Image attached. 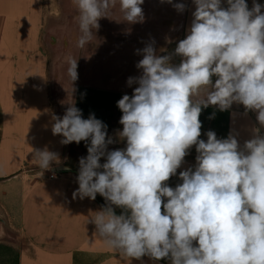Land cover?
I'll use <instances>...</instances> for the list:
<instances>
[{
	"label": "clouds",
	"instance_id": "obj_1",
	"mask_svg": "<svg viewBox=\"0 0 264 264\" xmlns=\"http://www.w3.org/2000/svg\"><path fill=\"white\" fill-rule=\"evenodd\" d=\"M193 2L189 33L174 52L183 58L179 65L170 63L172 54L156 55L154 41L137 50L142 73L127 83L138 86L117 102L125 149L107 151L113 143L106 139L107 125L94 114L84 119L74 103L62 118L53 115L52 132L62 135V144L90 139L73 196L105 198L107 206L88 222L126 261L148 256L170 258L171 264H264V136L254 135L243 150L231 134L218 139L209 130L206 142L199 139V116L209 105L225 111L242 104L246 112H257L264 126V5L254 0L250 10L246 0H227L225 9L221 0ZM71 3L80 49L95 39L99 20L112 18L117 7L124 21L144 20V0ZM173 6L179 12L186 7ZM67 74L71 82L78 78L75 58L69 59ZM193 145L195 170L181 171L182 184L167 186ZM33 159L49 169L57 156L45 148L33 150ZM115 208L122 210L119 215Z\"/></svg>",
	"mask_w": 264,
	"mask_h": 264
},
{
	"label": "crops",
	"instance_id": "obj_2",
	"mask_svg": "<svg viewBox=\"0 0 264 264\" xmlns=\"http://www.w3.org/2000/svg\"><path fill=\"white\" fill-rule=\"evenodd\" d=\"M253 2L246 0L250 10ZM180 3L186 6L183 12L174 8V1L144 0L142 23L122 20L118 7L112 18H101L100 29L94 30L97 37L85 45L81 54L78 78L73 82L68 79V85L74 83L80 91H88L90 99L91 96L100 100L121 99L124 94L109 92L103 87L109 80L126 88L137 87L136 83L131 86L127 83L129 77H138L142 73L136 65L143 55L137 50L153 41L156 55L172 54L170 63L179 65L183 58L174 54L175 48L188 35L196 9L193 0H181ZM255 3L264 5V0H255ZM37 4L35 0H0V183L11 182L20 167L16 156L21 154L20 147H16L19 142L25 143L26 139V145L28 143L31 149L42 133L34 128L44 113L45 87L44 57L36 41L38 24L34 6ZM221 7H228L227 0H221ZM261 12L264 13V8ZM56 22H59L57 18L52 19L49 28ZM92 43L99 51L92 53ZM68 61L64 68H68ZM216 79L212 77L213 83ZM58 84L59 80L47 83L52 92ZM204 109L211 110L209 128L217 138L226 139L231 134L241 150L254 135L264 136V126L259 124L257 112H246L242 104L233 103L225 111L214 105ZM30 114L34 122L31 121L29 126ZM208 130H201V134ZM61 167L65 166L51 169ZM60 172L52 180L42 179L34 183L18 202L17 210L11 212L20 236L18 264H171L170 258L154 260L148 256L126 261L118 252L107 248L97 235L95 225L88 222L104 207L99 201L101 195L97 194L95 200L74 197L73 193L79 187V172ZM12 196V193H4V198ZM5 210L10 216L6 203Z\"/></svg>",
	"mask_w": 264,
	"mask_h": 264
},
{
	"label": "rangeland",
	"instance_id": "obj_3",
	"mask_svg": "<svg viewBox=\"0 0 264 264\" xmlns=\"http://www.w3.org/2000/svg\"><path fill=\"white\" fill-rule=\"evenodd\" d=\"M38 4L34 6L37 10V38L38 47L41 54L44 57V70L43 80L45 82L43 92V104L44 113L37 123H35V129L39 130V137L33 144V148H28V143L19 142L21 154H17V159L20 161V167L17 173L12 177V181L0 183V264H16L15 261L18 258L19 261V239L16 222L13 221L12 211L17 210V204L25 195L27 190L37 181L42 179L52 180L57 176L59 172H52L51 168L63 165L67 167L69 172L74 173L75 170L79 172V160L81 157H87V148L90 146V139L88 141H81L80 143L71 142L69 144H62V135H54L52 132V125L54 123L52 117L55 114L58 117H63L67 107L71 104L81 110L82 117L84 119L89 118L90 114H94L95 118L101 120L107 125V136L111 137L113 143L107 145V151H113L117 149H125L127 145L126 139H121L118 135L123 130V125L120 124V118L122 116L121 110L117 107L115 97L108 99H95L94 96L88 98V91H80L79 86L74 83L68 85L67 80L70 79L67 74L66 62L70 58H75L77 61V73L78 64L83 54V49L77 47L76 38L79 35V29L77 23L73 17L76 15L71 0H35ZM175 3H180L181 0H172ZM69 4V5H68ZM57 18L59 22L54 24V27L49 28L52 24V19ZM100 29V28H99ZM94 36H96L93 30ZM105 38V37H104ZM73 43L70 45V43ZM49 44L50 46H47ZM92 53L95 50L99 51V48L92 43ZM54 63V64H53ZM65 64V65H64ZM54 77V78H53ZM59 80V86H54V91H51V87L47 83H56ZM109 80V83L103 87L106 91H113L116 94L132 95L134 89L126 88L117 85ZM71 82V80H70ZM73 82V81H72ZM114 83V84H112ZM59 90V92H58ZM59 93V95H58ZM114 100V101H113ZM203 109V108H202ZM29 113H31L29 111ZM28 119V125L31 123V116ZM211 110L204 109L201 111L199 120L202 123L201 130L205 131L209 128V120L211 119ZM38 119V117H35ZM210 118V119H209ZM34 122V121H32ZM118 123V124H117ZM31 129L29 128V131ZM33 130V128H32ZM208 130V131H209ZM28 134H25L26 138ZM199 139L207 141V135L201 134ZM38 144V146L36 145ZM47 149L49 152L56 154L57 159L51 163L49 169H41L36 165V161L33 159V150ZM196 146L193 145L185 156L181 166L177 169L175 175L170 178L177 181H182L179 173L189 168L195 170L197 165ZM106 162V157H101L100 163ZM102 171V169H100ZM77 172V173H78ZM61 173V172H60ZM76 173V172H75ZM50 175H53L50 178ZM56 175V176H55ZM166 183V182H165ZM167 186L173 189L177 184L166 183ZM179 185V184H178ZM5 189L7 191H5ZM12 193V197L4 198L5 192ZM164 202H167V198H163ZM99 201L105 207L107 202L104 197L99 196ZM5 203L7 204L9 214L6 213ZM115 207V206H113ZM117 213H121L120 208H115ZM8 212V213H9ZM11 217V219H9Z\"/></svg>",
	"mask_w": 264,
	"mask_h": 264
},
{
	"label": "water",
	"instance_id": "obj_4",
	"mask_svg": "<svg viewBox=\"0 0 264 264\" xmlns=\"http://www.w3.org/2000/svg\"><path fill=\"white\" fill-rule=\"evenodd\" d=\"M52 172H60V171H67L68 169L65 167L57 168V169H51Z\"/></svg>",
	"mask_w": 264,
	"mask_h": 264
},
{
	"label": "flooded vegetation",
	"instance_id": "obj_5",
	"mask_svg": "<svg viewBox=\"0 0 264 264\" xmlns=\"http://www.w3.org/2000/svg\"><path fill=\"white\" fill-rule=\"evenodd\" d=\"M175 181H176L177 183H176V182H173V181H166V183H169V184H173V183H174V184H177V185H178V184H182V181H179V182H178L177 180H175Z\"/></svg>",
	"mask_w": 264,
	"mask_h": 264
},
{
	"label": "trees",
	"instance_id": "obj_6",
	"mask_svg": "<svg viewBox=\"0 0 264 264\" xmlns=\"http://www.w3.org/2000/svg\"><path fill=\"white\" fill-rule=\"evenodd\" d=\"M168 181L176 182L175 180H170V179H169ZM178 182H179V181H178ZM176 183H177V182H176ZM15 263L18 264V258L16 259Z\"/></svg>",
	"mask_w": 264,
	"mask_h": 264
},
{
	"label": "bare ground",
	"instance_id": "obj_7",
	"mask_svg": "<svg viewBox=\"0 0 264 264\" xmlns=\"http://www.w3.org/2000/svg\"><path fill=\"white\" fill-rule=\"evenodd\" d=\"M117 25V24H116ZM111 30V29H110ZM160 38V37H159ZM123 56V55H122Z\"/></svg>",
	"mask_w": 264,
	"mask_h": 264
}]
</instances>
